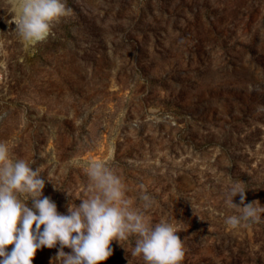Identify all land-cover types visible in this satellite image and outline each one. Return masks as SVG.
I'll return each mask as SVG.
<instances>
[{"label":"rangeland","instance_id":"obj_1","mask_svg":"<svg viewBox=\"0 0 264 264\" xmlns=\"http://www.w3.org/2000/svg\"><path fill=\"white\" fill-rule=\"evenodd\" d=\"M65 2L71 15L33 46L0 0V142L11 157L40 170L60 213L87 198L88 166L103 162L134 209L145 192L152 224L180 231L182 264H264V213L225 224L234 182L264 206V0ZM123 243L101 264H143L135 237ZM57 250L33 264H53Z\"/></svg>","mask_w":264,"mask_h":264},{"label":"clouds","instance_id":"obj_2","mask_svg":"<svg viewBox=\"0 0 264 264\" xmlns=\"http://www.w3.org/2000/svg\"><path fill=\"white\" fill-rule=\"evenodd\" d=\"M6 3V11L12 15L10 25L15 24L13 31L33 46L45 42L53 34L52 28L72 12L65 0ZM87 176V198L79 199V205L70 201L67 214L60 213L56 202L44 195L40 170H34L25 159H13L8 145L0 142V264H33L37 251L44 247L58 249L53 264H101L113 255V241L125 248L123 242L132 237L131 255L141 258L143 264H182L185 253L177 235L180 231L163 219L153 225L145 214L153 206L150 195L141 192L143 210H136L120 177L103 162L90 163ZM229 195L227 206L236 214L225 219L227 226L237 229L260 222L264 206L245 202L246 189L241 182H234ZM236 196L239 205L234 203Z\"/></svg>","mask_w":264,"mask_h":264}]
</instances>
